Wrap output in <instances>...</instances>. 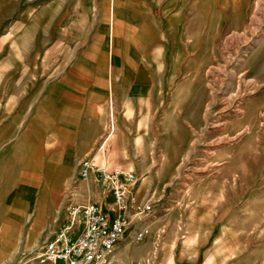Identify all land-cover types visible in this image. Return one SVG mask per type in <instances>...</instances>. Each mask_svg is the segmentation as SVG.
<instances>
[{"label":"rangeland","instance_id":"374dc122","mask_svg":"<svg viewBox=\"0 0 264 264\" xmlns=\"http://www.w3.org/2000/svg\"><path fill=\"white\" fill-rule=\"evenodd\" d=\"M29 1L21 0L12 15L0 16V35L13 18H19L14 32L35 34L40 79L48 70L49 45L55 43L57 64L83 42L99 44L107 55L110 35L104 49L97 35L99 30L112 32L106 19L123 16L129 21L133 13L137 21L149 24L152 46L143 42V58L137 52V59L162 67L153 88L155 103L131 108V121L110 114L97 150L103 149L116 125L128 130L122 146L138 165V183L153 180L147 199L161 197L157 203L164 212L168 244L177 241L178 232L198 234V253L178 240L176 249L153 251L155 264L161 259L174 264L173 258L175 264H264V0H120V11L98 7L101 2L111 6L113 0H56L68 7L55 10L47 7L49 0H38L39 9H28ZM4 11L0 8V14ZM53 14L55 42L49 24ZM128 41L131 23L121 24L122 55L131 52L124 48ZM10 43L3 49L16 48ZM11 108L14 112L17 106ZM2 156L0 264H37L44 242L61 219L48 207L42 217L15 212L16 196L36 197L43 186L30 183L38 177L20 168L23 153ZM149 259L141 264H152Z\"/></svg>","mask_w":264,"mask_h":264},{"label":"crops","instance_id":"0c3cea01","mask_svg":"<svg viewBox=\"0 0 264 264\" xmlns=\"http://www.w3.org/2000/svg\"><path fill=\"white\" fill-rule=\"evenodd\" d=\"M64 2L57 4L56 0H49L47 7L53 10L67 8ZM20 4L21 0H0V8L5 10L0 16L12 15L11 10L20 7ZM105 5L101 2L98 7H110L113 10L116 8L119 11L122 9L120 0H113L111 6L108 3ZM27 8L39 9V1H29ZM17 20L19 18H13L9 22L11 27H7L0 35V41L3 42L0 48V158L9 151L24 154L20 168L28 169L37 176L38 180H32L30 183L42 185L43 188L36 197L16 196L18 207L15 212L19 215L33 213L42 217L48 207L61 219V224L54 228L53 235L64 221L65 204L63 205L62 201L65 196L72 194L68 199L75 204L97 203L105 210H108L113 202L112 194L104 192L95 175H91L88 180L80 178V160L93 158L97 164L109 170L119 168L135 172L138 168L134 161L131 162L130 151L122 146V137L126 136L128 130L116 125L112 137L100 152L97 146L110 114L123 121H131V108L135 111L134 106H151L155 103L153 88L157 74L162 73V67L145 65L142 60L137 59V52H140L139 58H143V42L152 46L153 34L149 24L144 20L137 21L132 13L129 21L123 16H111L109 20L106 19V24L113 26L110 34L99 30L97 35L102 37L100 40L103 49L106 37L110 35L106 42L110 49L106 51L107 55H103L102 47L98 48L99 44L88 45L83 42V46L75 50V54L66 53L63 60L57 64L55 43L49 45L48 70L46 77L40 79L41 54L38 46L34 44L36 36L29 32H14L13 24L18 23ZM70 21L71 18L65 21V24ZM33 22L36 21L32 20L31 23ZM130 23L131 41L124 42V48H131V52L129 50L130 54L122 55L123 50L119 48L120 26ZM49 24L53 25L51 40L55 42L54 14ZM19 41H26V47H19ZM8 42H11V47L16 48L7 47L4 50L3 47L7 46ZM159 78L161 80V76ZM15 88L21 89L22 92L14 91ZM29 88L31 92L24 90ZM13 105L17 106L14 112L11 108ZM146 111L147 107L143 110L144 115ZM148 111L150 113L151 108ZM126 152L129 154H125ZM152 182V178H147L137 184L134 193L139 201L148 198ZM72 184L74 187H68ZM51 185L55 187L52 189ZM66 192L68 194H65ZM160 199L161 197L152 200L153 209L144 217L136 219V225L115 245L112 253L115 262L141 264L150 258L152 264H155L156 258L151 256L153 251L158 252L168 247L176 249L178 240L183 248H190L198 253L201 246L197 241L198 234L191 236L178 232L177 241L168 244L164 212L157 203ZM132 213L133 210L130 214ZM111 215L114 217L116 214ZM142 227L148 228L149 232L143 240L138 241L135 234ZM212 229L215 230V225ZM208 242L207 240L205 244L208 245ZM212 242L215 243L216 240ZM203 255L205 256V253ZM173 261L175 264V258ZM202 262L207 264V261ZM159 264H163L162 259Z\"/></svg>","mask_w":264,"mask_h":264},{"label":"built area","instance_id":"2783aa9c","mask_svg":"<svg viewBox=\"0 0 264 264\" xmlns=\"http://www.w3.org/2000/svg\"><path fill=\"white\" fill-rule=\"evenodd\" d=\"M79 175L88 180L95 175L106 194H112L113 202L108 210L97 203L75 204L69 200L64 207V221L60 228L45 242L37 256L38 264H122L112 258L115 245L136 219L153 209L152 201H139L134 189L139 176L134 171L119 168L109 170L97 164L93 158L79 161ZM133 210V213L130 212ZM111 213L116 214L114 217ZM149 230L142 227L135 234L143 240ZM123 264H137L134 262Z\"/></svg>","mask_w":264,"mask_h":264}]
</instances>
